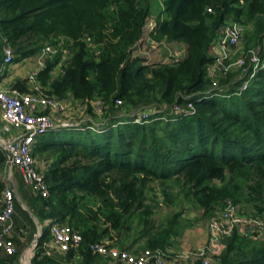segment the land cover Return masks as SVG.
Wrapping results in <instances>:
<instances>
[{
    "label": "trees",
    "instance_id": "trees-1",
    "mask_svg": "<svg viewBox=\"0 0 264 264\" xmlns=\"http://www.w3.org/2000/svg\"><path fill=\"white\" fill-rule=\"evenodd\" d=\"M151 15L152 0H0L1 50L8 43L14 61L21 62L46 44H62L69 51L62 71L54 74L60 51L39 72L40 88L87 103L94 116L36 139L33 154L48 164L43 173L49 195H34L33 210L41 221L55 218L83 239L78 247L49 255L48 227L31 264H102L107 259L92 248L97 243L132 252L172 247L192 222L181 218L184 210L166 222L154 220L149 190L155 181L169 200L178 185L185 203L203 216L231 199L264 217V70L245 90L240 88L250 77L249 58L244 67L250 72L228 71L217 89L208 75L213 45L229 22L245 26L238 55L264 49V0H163L149 38L186 44L185 54L170 62L135 54ZM12 87L34 91L28 77ZM96 100L102 101L100 112ZM139 109L147 116L137 121ZM7 159L0 145V189ZM20 207L16 199L17 212ZM16 226L22 230L24 224ZM14 240L17 252L0 249V264H22L28 241ZM225 243L221 264H264V235L235 232Z\"/></svg>",
    "mask_w": 264,
    "mask_h": 264
},
{
    "label": "built area",
    "instance_id": "built-area-1",
    "mask_svg": "<svg viewBox=\"0 0 264 264\" xmlns=\"http://www.w3.org/2000/svg\"><path fill=\"white\" fill-rule=\"evenodd\" d=\"M152 24L155 26L156 23ZM244 36L245 26L236 21L229 22L221 28L220 36L212 48L215 60L208 66V75L213 81L212 90L219 88L220 77L226 75L228 71L241 67L246 69L244 66L247 58L250 61L251 72L246 69L250 72V77L244 80L241 90L247 89L250 80L259 71L264 70V49L262 46L251 48L245 55H238L243 45ZM3 51L2 66L13 64L15 62L13 48L5 43ZM60 51H63L62 61H66L69 51L67 48L63 49L62 44H46L35 56L30 57L34 58L35 66L27 77L33 85L34 91L20 92L13 87L0 88V108L3 119L1 131L8 133L12 128L19 129L18 134L0 138V145L8 157L7 170L12 172L15 168H19L26 184L32 187L33 194L41 197H48L49 185L43 173L46 161L42 164L39 163V159L33 154L37 137L59 127L80 125L76 120L71 121V119L69 121L71 123L60 124L64 123L61 120L69 115L70 109H79L84 112L88 107L87 103L80 104L73 98H57L41 90L37 76L46 66L47 60L57 56ZM116 102L119 104L122 101L117 100ZM93 104L98 112L102 110L101 100L93 101ZM188 106V112L194 113V105L189 103ZM181 110V107H177V111ZM144 115L147 116L146 113ZM142 116L140 115L137 121H140ZM11 183L10 179L0 189V249L14 254L17 252L13 234L17 194ZM45 225L49 227L53 238V243L52 241L44 243L47 254L52 253L53 247L62 252L68 251L72 247H78L83 239L79 232L72 231L68 225L55 218L47 220ZM209 229L206 245L189 250L176 251L173 247H168L166 249L147 248L139 252H131L116 246L107 247L104 243H97L92 248L94 252L107 259L102 264H181L188 259L191 261L201 259L203 264H221L226 247L225 239L235 232L244 237L263 236L264 217L247 213L239 204L234 203L231 199H226L225 203L211 217Z\"/></svg>",
    "mask_w": 264,
    "mask_h": 264
},
{
    "label": "rangeland",
    "instance_id": "rangeland-1",
    "mask_svg": "<svg viewBox=\"0 0 264 264\" xmlns=\"http://www.w3.org/2000/svg\"><path fill=\"white\" fill-rule=\"evenodd\" d=\"M153 1V15L150 17V22L156 23L157 22V16L160 13L161 9L163 8V0H152ZM148 24L146 27L145 35L139 44L137 50L135 51V54L141 55L149 59L150 62H157V61H166L170 62L175 59L181 58L185 52H186V44L185 43H168L167 41H162L161 43L155 42L150 40L149 33L153 29L152 27L154 24ZM0 47V60L3 63L4 61V52L1 50ZM14 68L17 66L18 68L24 67L25 64L22 62H13ZM63 61H61L56 67L61 68V64ZM2 66V65H1ZM10 66L9 65H3L0 69V81H3L6 79L8 74L10 73ZM56 75V73L54 72ZM136 111V110H135ZM141 113L140 109L136 111V113ZM145 113L142 112V117H145ZM71 119L76 120L77 123L80 125L82 123H86L87 121L94 120V116L89 113L87 110L84 112L79 109L69 110V115L61 120L60 125H65L69 122ZM96 119V118H95ZM64 127V126H63ZM39 163H44L43 160L39 159ZM43 166V165H42ZM48 167V164H46V168ZM45 168V166H43ZM41 169V168H40ZM45 170V169H44ZM43 170V171H44ZM5 182H8L9 175L4 176ZM153 190H149V196L150 201L154 205V220L159 224L166 222L168 220V217L171 216L174 212H177L179 210H184L185 214L181 216L182 219H187L192 222L191 226H188L184 229V232L181 236L178 237L177 242H174L173 248L176 251H182L183 249L189 250L192 248H198L206 245L208 238H209V223L211 217L209 216H203V210L198 208H193L191 205H189L187 202L183 200V192L180 189L178 185H174L172 190H170V200L169 198L163 193V186L158 181H155L152 183ZM20 192L24 198V200L31 206L33 198H31V195L28 193V191L23 188L21 185ZM20 205L23 209L24 206L21 204V201L19 200ZM241 204L240 206H242ZM244 208V206H242ZM22 208H19V212L16 213L15 220L17 224H24L27 226L33 225V221L36 223V219L28 216ZM246 209V208H245ZM26 210V209H25ZM41 218L44 220V213H41ZM45 229H48V226L45 225ZM28 248V247H27ZM26 250V249H25ZM132 252V251H131ZM184 262H187L185 264H190V260H184ZM184 264V263H183Z\"/></svg>",
    "mask_w": 264,
    "mask_h": 264
},
{
    "label": "crops",
    "instance_id": "crops-1",
    "mask_svg": "<svg viewBox=\"0 0 264 264\" xmlns=\"http://www.w3.org/2000/svg\"><path fill=\"white\" fill-rule=\"evenodd\" d=\"M22 63L25 64L24 67H21V68H18L17 66L14 68V63L10 65V73L8 74V76L6 77L5 80L3 81H0V88L2 89H9L10 87H12L13 83L15 82V80L19 77L23 78V77H27L30 70L34 68L35 66V61H34V58H26L24 59L23 61H21ZM59 66V65H58ZM61 68H57L55 69V73L56 75L61 73L62 71V64L60 65ZM2 123H3V119H2V115H1V108H0V138L1 137H9L10 134H18L19 133V129L17 128H12L10 132L8 133H4L1 131V126H2ZM6 175H9V180L11 179V184L13 185L15 191H16V194H17V200L19 202V200L21 201V204L24 206V208L27 210H31L35 215L36 213L34 212V207H36V205L34 204V201L32 200V203H31V206L24 200L21 192H20V187L21 185L23 186V188H25L28 193L31 195V198L35 197L34 194H33V190H32V187L27 185L26 182L24 181V178H23V174L21 172V170L19 168H15L12 172L10 170H5L2 174H1V177L2 179L4 180L5 182V179H4V176ZM8 180V181H9ZM27 210V211H28ZM29 212V211H28ZM17 213V210H15V214ZM15 214H14V223H15V226H14V231H13V234L14 236L18 237L21 239V241H23L24 243L28 241V246L32 243V241L38 236V234L40 233V230H41V227L39 225V222L43 224V233H44V230H45V226H44V223L49 220V219H46L44 221H41L40 218L36 215V217L31 216L36 219V229L32 226H23L22 227V230L21 229H18L17 226H16V220H15ZM34 237V238H33ZM29 240L31 242H29ZM49 241L53 243V238L51 237V239H49ZM26 247V249H27ZM53 251L52 253L58 251V252H61L63 253L62 251H59L57 250L55 247H53ZM35 250H36V247L34 249V252L30 253V252H27L25 255H24V252L21 256V263L22 264H31V260L35 254ZM51 253V254H52ZM50 255V254H49ZM197 261L196 260H190V264H195V262ZM185 264L187 262H182L181 264Z\"/></svg>",
    "mask_w": 264,
    "mask_h": 264
},
{
    "label": "water",
    "instance_id": "water-1",
    "mask_svg": "<svg viewBox=\"0 0 264 264\" xmlns=\"http://www.w3.org/2000/svg\"><path fill=\"white\" fill-rule=\"evenodd\" d=\"M28 210V209H27ZM29 213L36 217V215L31 211L28 210ZM39 225L41 227L40 233L38 234V236L32 241V243L29 245V247L25 250L24 255L28 252V250H31L32 252H34L35 247L38 245L41 237L43 236V224L39 222Z\"/></svg>",
    "mask_w": 264,
    "mask_h": 264
},
{
    "label": "bare ground",
    "instance_id": "bare-ground-1",
    "mask_svg": "<svg viewBox=\"0 0 264 264\" xmlns=\"http://www.w3.org/2000/svg\"><path fill=\"white\" fill-rule=\"evenodd\" d=\"M28 252L32 253V251H31V250H28Z\"/></svg>",
    "mask_w": 264,
    "mask_h": 264
}]
</instances>
